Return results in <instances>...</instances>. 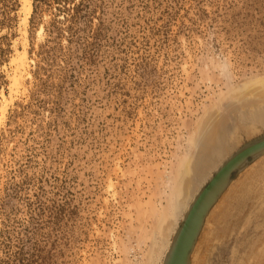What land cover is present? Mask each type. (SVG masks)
I'll use <instances>...</instances> for the list:
<instances>
[{
	"label": "rangeland",
	"instance_id": "obj_1",
	"mask_svg": "<svg viewBox=\"0 0 264 264\" xmlns=\"http://www.w3.org/2000/svg\"><path fill=\"white\" fill-rule=\"evenodd\" d=\"M85 2L68 20L43 0L25 23L22 0H0V264H152L220 164L264 133L260 89L244 93L264 79V0ZM191 264H264V154L212 208Z\"/></svg>",
	"mask_w": 264,
	"mask_h": 264
},
{
	"label": "water",
	"instance_id": "obj_2",
	"mask_svg": "<svg viewBox=\"0 0 264 264\" xmlns=\"http://www.w3.org/2000/svg\"><path fill=\"white\" fill-rule=\"evenodd\" d=\"M264 154V133L248 140L215 170L190 203L163 264H189L206 217L234 179Z\"/></svg>",
	"mask_w": 264,
	"mask_h": 264
},
{
	"label": "bare ground",
	"instance_id": "obj_3",
	"mask_svg": "<svg viewBox=\"0 0 264 264\" xmlns=\"http://www.w3.org/2000/svg\"><path fill=\"white\" fill-rule=\"evenodd\" d=\"M21 9H22V11H24V17H23V22H27L28 20H29V17L31 16V14H32V11H33V0H22V7H21ZM21 11V10H20ZM24 23V24H25ZM22 24V23H21ZM24 28V27H23ZM23 31V30H22ZM28 30L27 29H25L24 30V33L27 35V32ZM21 34H22V32H21ZM24 34V35H25ZM22 37V36H21ZM20 37V38H21ZM24 38V37H23ZM26 38V37H25ZM25 38H24V40H25ZM27 40V39H26ZM26 42V41H25ZM23 46H24V43H23ZM26 59H27V49H25V48H23V50H18L17 49V51H16V55L12 58V60H11V62L15 65V67H16V69L14 70V74H12V75H9V76H12L10 79H11V83H10V85H11V88L10 89H18L17 87H19L20 86V82H21V80H23L22 78L20 79V77H21V73L23 72V70L25 69V66H27L26 65ZM28 60V59H27ZM11 63V64H12ZM28 64V63H27ZM13 65V66H14ZM27 71V70H26ZM20 73V74H19ZM27 73V72H26ZM25 73V74H26ZM23 75V74H22ZM257 84H260L261 85V87L260 88H257V89H255L254 88V85H257ZM246 86V90H244V93H248V94H250V95H253V97L254 98H256V100H257V97L255 96V95H258V93L256 92V93H252V91H254V90H259L258 92H259V94H261V96L262 97H260V98H263V100L262 101H264V79H262V80H255V81H252V82H249L247 85H245ZM244 86V87H245ZM4 91V90H3ZM14 91V90H13ZM12 90H11V92H13ZM237 91H238V89H237ZM1 93V92H0ZM243 96H244V94H243ZM6 97L7 96H5V93L3 92L1 95H0V119L2 118V117H4V115H6L5 114V107H1V105L3 104H1V99L3 98V99H5L6 100ZM241 97V96H240ZM235 99V98H234ZM4 106H7V103H6V105H4ZM5 118H6V116H5ZM213 134V133H212ZM217 137V136H216ZM212 138H214L213 136H212ZM218 138V137H217ZM213 140V141H212ZM214 141H216V140H214V139H211L210 138V141H208V142H206V144H207V149H206V151H205V153L203 154V155H201L200 156V158H199V160H198V163H197V166H196V174L197 173H200V172H202V171H204V169L206 168V166H207V164L210 162V161H212V160H214L213 158L215 157V156H213V148H215V143H214ZM218 141H219V138H218ZM221 141V140H220ZM218 143V142H217ZM217 147V146H216ZM210 150H211V152H210ZM251 164V163H250ZM249 166V165H248ZM247 166V167H248ZM195 180V178H192V182ZM232 183V182H231ZM230 183V184H231ZM230 186V185H229ZM228 186V187H229ZM186 198H188V196H185V195H183L182 197H180V200H177L176 202L177 203H175V205L177 204L178 206L176 207V210H177V212H178V216L180 217L181 215H182V213H183V211H184V208H185V206L183 205L184 204V199H186ZM179 199V198H178ZM183 201V202H182ZM174 206V205H173ZM175 209H174V211H176ZM212 210V209H211ZM187 211V210H186ZM211 212V211H210ZM209 212V213H210ZM186 213V212H185ZM175 214V213H174ZM184 215V214H183ZM209 215V214H208ZM163 216V215H162ZM164 217H166V216H164ZM164 217H163V219H164ZM208 217V216H207ZM206 217V218H207ZM160 218V217H159ZM175 218V217H174ZM184 218V217H183ZM182 218V219H183ZM162 219V220H163ZM167 220V219H166ZM175 221H176V219H174ZM206 221V220H205ZM162 222V221H161ZM171 222H173V221H170V223ZM166 224V223H165ZM169 225V224H168ZM159 227V226H158ZM171 227V226H170ZM173 227V226H172ZM171 227V228H172ZM179 227V226H178ZM160 228V227H159ZM178 229V228H177ZM158 230V229H157ZM160 230V229H159ZM166 231V230H165ZM177 231V230H176ZM159 232V231H158ZM170 232V231H169ZM169 232H167V233H169ZM162 233V232H161ZM166 233V232H165ZM176 233V232H175ZM201 234V233H200ZM175 235V234H174ZM165 236V235H164ZM174 237V236H173ZM163 238V237H162ZM165 238V237H164ZM168 238V237H167ZM163 240V239H162ZM172 241H173V239H172ZM172 241H166V238L164 239V241L161 243V247H160V251L158 250L157 252H159L160 254H158V258H151L152 259V264H156L157 262H158V259L160 258V256L162 255V257L163 256H165L166 257V254H167V252H166V254H165V251L168 249H170V247H171V245H172ZM171 242V243H170ZM160 243V242H159ZM214 244V243H213ZM156 247H157V245H155ZM195 246H196V244H195ZM195 246H194V248H195ZM156 247H155V249H156ZM154 252H155V250H153ZM193 252H194V249L192 250V252H191V255H190V263L189 264H191V256H192V254H193ZM154 254H156V253H154ZM153 256V255H152ZM165 257H164V259H165ZM155 259L157 260V262H155ZM204 259V258H203ZM207 259V258H206ZM151 261V260H150ZM197 261V260H196ZM195 261V262H196ZM163 263H164V260H163ZM162 263V264H163ZM150 264V263H149ZM159 264H161V263H159Z\"/></svg>",
	"mask_w": 264,
	"mask_h": 264
},
{
	"label": "trees",
	"instance_id": "obj_4",
	"mask_svg": "<svg viewBox=\"0 0 264 264\" xmlns=\"http://www.w3.org/2000/svg\"><path fill=\"white\" fill-rule=\"evenodd\" d=\"M43 0H34V12H37L38 9V3H40ZM59 3L61 1L62 5L60 6V10L63 11H70V14H66V18H68V20H74L80 13V11L84 8V7H88L89 4H87L85 2V0H58ZM71 3V4H70ZM65 18V16H64Z\"/></svg>",
	"mask_w": 264,
	"mask_h": 264
}]
</instances>
